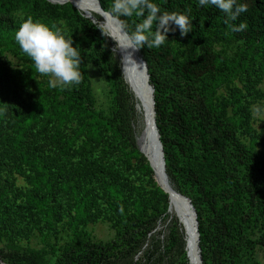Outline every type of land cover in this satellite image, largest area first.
<instances>
[{"label":"trees","instance_id":"16d2710c","mask_svg":"<svg viewBox=\"0 0 264 264\" xmlns=\"http://www.w3.org/2000/svg\"><path fill=\"white\" fill-rule=\"evenodd\" d=\"M98 1L109 13L112 0ZM154 2L192 19L184 36L173 24L162 46L137 53L168 184L196 214L200 264H263L264 121L257 127L253 106L264 110V0H237L248 10L235 20L198 0ZM21 14L71 36L81 52L78 85L52 88L35 71L14 40ZM117 20L129 29L138 22ZM241 22L244 31L231 30ZM113 47L70 3L0 0L3 264H190L168 195L138 151L143 118ZM168 219L161 240L156 227ZM100 220L114 232L106 243L85 232Z\"/></svg>","mask_w":264,"mask_h":264},{"label":"clouds","instance_id":"9594fccd","mask_svg":"<svg viewBox=\"0 0 264 264\" xmlns=\"http://www.w3.org/2000/svg\"><path fill=\"white\" fill-rule=\"evenodd\" d=\"M207 6L215 7L232 20L248 10L246 3L237 0H198L197 7ZM108 14L117 19L135 16L138 20L131 29L123 25L121 39L116 40L117 48L121 49L159 48L168 40L167 33L175 30L171 25L178 27L181 36L193 27L188 14L164 11L154 0H112ZM246 27L241 22L231 26V30L240 32ZM14 40L35 71L48 78L49 87H72L81 82V52L73 47L71 36L55 24L24 18L21 14ZM126 58L130 55H125L123 61Z\"/></svg>","mask_w":264,"mask_h":264},{"label":"bare ground","instance_id":"6f19581e","mask_svg":"<svg viewBox=\"0 0 264 264\" xmlns=\"http://www.w3.org/2000/svg\"><path fill=\"white\" fill-rule=\"evenodd\" d=\"M53 2H65L72 3L76 9H78L84 16L88 17L94 23H98L99 27L106 31V35L109 40L114 43L113 51L119 55L123 61L125 55H129V49L117 48V41L121 39V31L116 23L110 20L108 17L100 13L94 0H50ZM99 16L100 18H96ZM110 35V36H109ZM117 40V41H116ZM130 58H126L123 61V72L130 90L137 99L138 109L142 116V128L137 135L138 145L141 151L148 157L150 162L155 168L157 180L160 185L167 191H171L170 195V210H174L177 217H179L180 223L183 225L186 231L185 237V250L188 255L190 264H200L199 255L197 250V239L194 230L193 215L187 202L178 198L172 190H170L167 184L162 169V163L159 155H155L151 151L150 141L153 140V126L151 120V107H150V92L147 88L144 89L143 85L136 82L130 67ZM135 127V126H134Z\"/></svg>","mask_w":264,"mask_h":264},{"label":"water","instance_id":"95a60500","mask_svg":"<svg viewBox=\"0 0 264 264\" xmlns=\"http://www.w3.org/2000/svg\"><path fill=\"white\" fill-rule=\"evenodd\" d=\"M48 2L50 3H55V4H64L65 2H62V3H59V2H53V1H50V0H47ZM100 13L103 14L104 16L108 17L110 20H112L114 23H116L120 29V31L122 32V27H121V24L120 22L110 16L108 14V12H105L100 4H99V1L98 0H94ZM68 3V2H67ZM70 4L72 6H74L71 2ZM86 17V16H85ZM88 18V17H86ZM129 55H130V67H131V71H132V74L134 76V79L136 80L137 83L143 85L144 89L147 88L150 92V107H151V120H152V126H153V140L150 141V147H151V151L155 154V155H159L160 156V159H161V163H162V169H163V175H164V178L168 184V181H167V177H166V174H165V163H164V157H163V150H162V145H161V142H160V139H159V133H158V130H157V127H156V124H155V118H154V100H153V88L152 86L150 85L149 83V74H148V70H147V66L144 62V60L142 58H140L138 56V53H137V50H133L131 48H129ZM121 69L123 70V62L121 60ZM125 77V76H124ZM129 89H130V86H128ZM135 142H136V145H137V148H138V151L143 154V156H145V158L147 159L148 163H149V166L150 168L152 169L153 171V175H154V180L156 182V184L159 186V188L161 190H163V192H165L167 195H168V199H169V208L170 209V198H171V195H170V192L171 191H167L166 189H164L160 183L158 182L157 180V175H156V171H155V168L154 166L152 165V163L150 162V160L148 159V157L141 151V149L139 148V145H138V137L136 136L135 138ZM169 185V184H168ZM170 190H172V192H174V194L180 198V199H183L187 202L188 206L190 207L191 209V212H192V215H193V221H194V230H195V235H196V239H197V247H198V252H199V246H198V242H199V234H198V231H197V220H196V214H195V211L190 203V200L188 198H186L185 196L177 193L176 191H174L170 186H169ZM177 216V215H176ZM178 220H179V217H177ZM180 222V220H179ZM184 233H186V231H184ZM186 256L188 258V255L186 253ZM199 262L201 263V258H200V254H199ZM0 264H3L2 262H0Z\"/></svg>","mask_w":264,"mask_h":264},{"label":"rangeland","instance_id":"374dc122","mask_svg":"<svg viewBox=\"0 0 264 264\" xmlns=\"http://www.w3.org/2000/svg\"><path fill=\"white\" fill-rule=\"evenodd\" d=\"M97 17H99V16H97ZM96 24L99 27V24L98 23H96ZM99 28L104 32L105 36L107 37L106 31L104 29H102L101 27H99ZM233 51H234V48H232L230 50H227L228 56H231L234 53ZM116 56L121 61L119 55L116 54ZM122 73H123V78L125 80V83L127 84L126 78L124 77L125 75H124L123 70H122ZM91 79H92L93 85H94V87H95V89L97 91H99V90H101L103 88V84L99 80V77H98L97 73L92 72L91 73ZM259 88L264 90V81H263L262 84H260ZM134 99H135V103H136L135 106H134L135 107V115L141 114L140 110L138 109V102H136L137 99L135 98V96H134ZM253 107H254V110H253L254 117H255L256 122H258L256 125H257V127H259L261 125V123L264 121V110L263 109H261V110L257 109V107L255 105ZM167 212L169 213V217H176L177 218L176 213L174 212V210L168 209ZM168 222H169V219L166 222H164V223L159 222L157 227H156V231L157 232H161V234H162L161 238H160L161 240L164 238V236L166 234L165 227L168 224ZM180 225H181L183 231H185L183 225L181 223H180ZM85 232L90 236V238L92 240L101 241L103 243H106V242L110 241L113 238V236H114V232L111 229L110 225L108 223H106V222L101 221V220L96 222V223H92V224L89 223L88 225H86ZM63 234L64 233H62V236H63ZM184 234H185V237H186V233H184ZM33 242H35V241L32 240L30 243L33 245ZM42 245H40V246H42ZM244 260L246 261V259H244ZM262 263L264 264V259L263 258H262Z\"/></svg>","mask_w":264,"mask_h":264}]
</instances>
